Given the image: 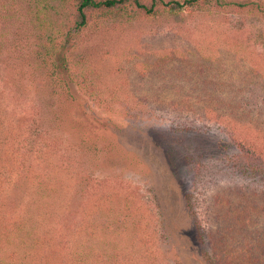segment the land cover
Returning a JSON list of instances; mask_svg holds the SVG:
<instances>
[{
  "label": "rangeland",
  "instance_id": "rangeland-1",
  "mask_svg": "<svg viewBox=\"0 0 264 264\" xmlns=\"http://www.w3.org/2000/svg\"><path fill=\"white\" fill-rule=\"evenodd\" d=\"M17 2L11 19L13 0H0V148L15 161L13 174L35 170L55 178V187L68 193L56 205H70L65 222L76 214L78 201L70 195L78 188L76 175H89L85 184L96 180L97 205L106 192L114 194V206L107 201L97 217L115 216L118 197L128 198L136 216L125 227L134 231L141 222L154 239L141 251L148 264H212L214 194L235 186L264 189V176L241 164L233 140L237 133L264 151V17L212 6L193 15L100 21L79 35L73 55L105 100L93 106L71 91L76 106L97 117L95 162L85 146L70 149L49 135L54 128L42 118L47 102L37 74L24 76L11 96L9 62L35 51L25 35L35 10L28 0ZM49 102L60 112L68 107ZM64 136L78 144L71 131ZM13 187L12 199L23 186L17 181ZM114 237L108 232L98 250L114 248L108 242L117 243ZM133 251L139 252L129 247L126 255Z\"/></svg>",
  "mask_w": 264,
  "mask_h": 264
},
{
  "label": "trees",
  "instance_id": "trees-1",
  "mask_svg": "<svg viewBox=\"0 0 264 264\" xmlns=\"http://www.w3.org/2000/svg\"><path fill=\"white\" fill-rule=\"evenodd\" d=\"M17 1L13 0V7L9 8L13 12L7 14L8 18H16ZM28 2L35 11L31 13L30 19L32 31L29 32L26 28L25 35L28 34L26 38L29 43L32 40L35 44V51L31 56L23 58V62L14 55L15 58L9 62L12 72L6 80L15 88L25 79L24 76L37 74L45 88L43 100L47 102L45 110L42 111V118L54 128L48 129L49 135L60 143L67 142L70 149L85 146L87 155L93 154L94 157H91L95 162L97 117L87 106H76L79 101L77 95H73L71 91L78 90L93 102V106L97 105V100L99 103L105 100L103 94L97 91V84L93 83L89 74L79 66L77 55H73L79 35L96 28L100 21L193 15L212 6L219 10L229 6L240 10L236 11L240 13L252 10L264 17V0ZM1 47L0 44V50ZM26 68H30L32 72L28 73ZM16 93H19L17 88L11 91V96H17ZM49 99L67 103L68 107L60 112L56 104L49 102ZM62 125L66 128L64 131L61 130ZM69 131L76 135L78 144L74 145L66 139L68 135L64 134ZM233 140L241 152V164L251 173L264 176V151H260L237 133L234 134ZM5 152L8 153V150L0 148V264H148L143 260L141 251L150 249L154 239L152 236H146L139 221H133L135 224L139 223L134 231L125 227L130 217L136 216L135 209L128 205V198L121 197V200L118 197L120 204L117 205L115 216L97 217V208L103 210L107 201L108 208L114 206V194L106 192L105 198L99 200L97 205L96 180L95 185L89 186L85 184L89 175L77 174L78 184L75 185H78V188L74 186L70 193L78 201L76 214L69 222H65L66 217L62 216L67 208L69 210L70 205H62V209L56 208V205L65 200L63 195L68 193L55 187V178H48L35 170L25 171L21 175L13 174L12 171L18 169L14 159L4 157ZM17 181H20L23 187L17 197L12 199V196H15L13 184ZM214 195L211 213L214 226L209 232L212 264H264V189L235 186L219 189ZM102 218L106 219L100 223ZM108 232L116 235L114 239H119L117 243L114 240L108 241L116 244L114 248L109 247L105 252L99 251L97 245L99 242H105L102 238L107 237ZM129 247L139 251L132 253L137 256L126 255Z\"/></svg>",
  "mask_w": 264,
  "mask_h": 264
}]
</instances>
